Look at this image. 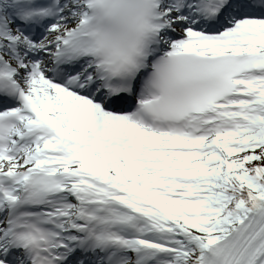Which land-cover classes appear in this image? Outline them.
I'll list each match as a JSON object with an SVG mask.
<instances>
[{
	"label": "snow or ice",
	"instance_id": "1",
	"mask_svg": "<svg viewBox=\"0 0 264 264\" xmlns=\"http://www.w3.org/2000/svg\"><path fill=\"white\" fill-rule=\"evenodd\" d=\"M0 264H264V0H0Z\"/></svg>",
	"mask_w": 264,
	"mask_h": 264
}]
</instances>
